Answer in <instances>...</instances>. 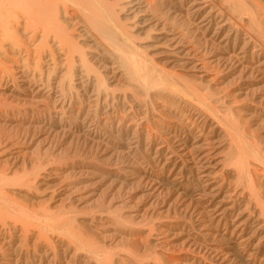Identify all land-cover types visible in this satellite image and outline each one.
I'll use <instances>...</instances> for the list:
<instances>
[{
  "label": "bare ground",
  "instance_id": "6f19581e",
  "mask_svg": "<svg viewBox=\"0 0 264 264\" xmlns=\"http://www.w3.org/2000/svg\"><path fill=\"white\" fill-rule=\"evenodd\" d=\"M133 1L0 0V264H264V0Z\"/></svg>",
  "mask_w": 264,
  "mask_h": 264
},
{
  "label": "rangeland",
  "instance_id": "374dc122",
  "mask_svg": "<svg viewBox=\"0 0 264 264\" xmlns=\"http://www.w3.org/2000/svg\"><path fill=\"white\" fill-rule=\"evenodd\" d=\"M136 2H137V0H135ZM135 1H133L134 3H135ZM132 2V3H133ZM136 4V3H135ZM134 5V4H133ZM136 7V6H135ZM129 12H131V11H129ZM13 71V73L12 74H14L15 72H16V70L15 69H13V67L12 68H10L9 69V73L10 72H12ZM14 70H15V72H14ZM5 73V72H4ZM4 73L1 71L0 72V86L1 87H4V86H6V83H7V85L9 84V85H13V81H14V79H13V77L11 76V75H9V73H5L6 74V76L4 75ZM2 74V75H1ZM3 75H4V77H3ZM7 76H8V79H7ZM9 76H11L12 78L10 79V77ZM3 79V80H2ZM12 80V81H11ZM2 81L4 82V83H2ZM9 81V82H8ZM6 82V83H5ZM42 82V83H41ZM4 86H3V85ZM41 84H42V86H43V89L42 90H44V92H48V90L51 88V87H49V86H47L48 84L47 83H45V81H40V82H37L35 85L36 86H39V88H41ZM47 86V87H46ZM52 90H53V92H56L57 90L56 89H53V87H52ZM56 95H58L59 96V94H58V92H57V94ZM7 99H9L10 100V98H7ZM9 100H8V103H7V105H4L3 107H2V109H5V110H14V109H16V108H18V107H21V108H23L24 107V109H27V108H29L30 107V105H31V107L32 106H35V104H33L32 102H26L27 100H24V101H17L18 102V104H17V102H15V101H13V99H11V101H13L12 103H11V101L9 102ZM22 102V103H21ZM2 104H4L3 102H2ZM6 104V103H5ZM22 104V105H21ZM17 105V106H16ZM37 105V104H36ZM16 106V107H15ZM89 127H92V126H89ZM21 131V133L23 134V133H25V129H21V128H19ZM44 133V134H43ZM47 135H46V133L45 132H43V131H41L40 133H37V135L35 134V136L33 135V136H31V137H33V138H30L29 140L30 141H46L47 140V138H48V141L50 140L51 141V139H49V138H51V137H46ZM46 137V138H45ZM7 140H13V141H15V138L14 137H11V138H3V140L2 141H7ZM29 140H27V141H29ZM70 143V142H69ZM71 144H69V146H70ZM65 146H68V145H65ZM113 152V151H112ZM111 152V153H112ZM110 183V181L108 182V184Z\"/></svg>",
  "mask_w": 264,
  "mask_h": 264
}]
</instances>
